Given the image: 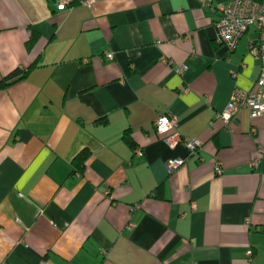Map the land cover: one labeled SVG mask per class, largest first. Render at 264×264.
<instances>
[{
  "label": "crops",
  "instance_id": "1",
  "mask_svg": "<svg viewBox=\"0 0 264 264\" xmlns=\"http://www.w3.org/2000/svg\"><path fill=\"white\" fill-rule=\"evenodd\" d=\"M81 1L0 0V81L25 73L0 89V264H264V117H215L254 88L255 29L228 52L232 0Z\"/></svg>",
  "mask_w": 264,
  "mask_h": 264
},
{
  "label": "built area",
  "instance_id": "2",
  "mask_svg": "<svg viewBox=\"0 0 264 264\" xmlns=\"http://www.w3.org/2000/svg\"><path fill=\"white\" fill-rule=\"evenodd\" d=\"M73 0H58L59 8L71 7ZM81 4L86 7L93 5L92 0H82ZM209 4V3H208ZM219 18L215 24L218 41L225 46L228 52L235 50L243 36L250 28H254L257 38L247 45L248 52L259 61V73L252 90L235 88L229 98L225 109L216 114L227 127L233 117L241 110H247L251 119L264 117V0H232L229 3L218 6ZM105 57L113 59V54L107 52ZM182 70L179 69V72ZM178 119L170 114L159 115L154 121V130L160 136L162 142L168 147L184 145L191 155H197L202 143L198 139L188 140L183 138L178 130ZM213 127V122H210ZM135 155L141 156V150L135 149ZM259 159L252 162L256 167ZM184 164L182 159H172L166 163V170L171 173L177 167ZM216 175L222 174L221 165L214 163ZM195 206H192L194 209ZM246 256L249 260L253 258V252L248 249Z\"/></svg>",
  "mask_w": 264,
  "mask_h": 264
},
{
  "label": "trees",
  "instance_id": "3",
  "mask_svg": "<svg viewBox=\"0 0 264 264\" xmlns=\"http://www.w3.org/2000/svg\"><path fill=\"white\" fill-rule=\"evenodd\" d=\"M33 67V65H32ZM32 67H30L28 70H30ZM27 70V71H28ZM25 75V73H19V72H14V73H11L9 76H7L6 78L2 79L0 81V89H3L5 87H7L9 84L13 83L15 80H17L18 78H22L23 76ZM125 141L131 146L133 147V142L132 140L130 139V136H129V133L126 134L125 136ZM86 155H87V152L86 151H82L81 153H79L76 158H74L73 160V165H74V168L78 171H81L82 168H83V163L86 159Z\"/></svg>",
  "mask_w": 264,
  "mask_h": 264
}]
</instances>
